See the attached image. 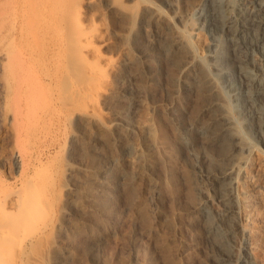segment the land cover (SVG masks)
<instances>
[{
	"label": "rangeland",
	"instance_id": "rangeland-1",
	"mask_svg": "<svg viewBox=\"0 0 264 264\" xmlns=\"http://www.w3.org/2000/svg\"><path fill=\"white\" fill-rule=\"evenodd\" d=\"M81 1L0 0V189L23 195L31 181L53 209L26 264H250L237 226L251 228L254 209L256 218L264 214V176L249 200L237 172L257 173V158L264 167V0H223L231 27L192 31L182 15L199 1L209 15L210 1L85 0L78 16ZM80 24L98 35L80 46L88 61L96 62L97 48L112 57L107 81L90 79L75 56ZM173 35L181 42L169 51ZM58 41L67 43L61 79L58 52L43 70L13 60ZM221 54L219 66L207 63ZM28 71L43 83L40 109L29 105ZM100 86L105 98L80 100L85 87ZM214 101L224 108L202 112ZM214 116H239L241 124L213 141L201 126ZM232 168L231 178L211 185ZM219 221L225 233L215 235Z\"/></svg>",
	"mask_w": 264,
	"mask_h": 264
},
{
	"label": "bare ground",
	"instance_id": "bare-ground-1",
	"mask_svg": "<svg viewBox=\"0 0 264 264\" xmlns=\"http://www.w3.org/2000/svg\"><path fill=\"white\" fill-rule=\"evenodd\" d=\"M85 0H82L79 5V14L81 16L84 13L83 7L85 6ZM87 1V0H86ZM211 2L210 13L207 15L205 13V2L199 1L188 13L182 15V20L184 23V27L189 30L198 29L199 25L201 24H209L213 28H225L228 25L231 27L230 17L221 15L220 12V5L222 4L223 0H205ZM257 4H262V0H253ZM225 2V1H224ZM229 2V1H228ZM39 10L43 11V7H39ZM45 11V10H44ZM222 11V10H221ZM44 13V12H43ZM47 13V12H46ZM223 14V12H222ZM259 12H254V16L257 17ZM223 16V19H222ZM49 17V15H47ZM196 23L194 22V19ZM261 23L264 25V17L261 19ZM28 38H31L34 34V30L32 28H28L26 30ZM93 37H98L97 34L92 33V31L85 25L80 24L76 34L72 39V45L75 49V56L80 58V62L85 66L87 75L90 79L96 80L95 82L100 83L102 80L107 81L108 76L111 74V70L114 66H112L113 60L112 57L106 56L102 54L100 48L96 49L95 55H97L95 61L96 62H89L87 59V54H85L82 50H80V46L92 42ZM264 41V35H263ZM181 39L178 36H171L167 39L166 48L169 51L174 49L179 43ZM66 42L65 41H58L53 43L52 45H48L46 47H40L39 49L31 50L30 52L24 53V55H18L13 60L15 63H21L22 70L27 68L25 64L30 62L32 63H40V68L45 62V58L49 55H54L58 52L56 59L59 58L58 62H56L57 66V79H61L63 76H67L63 71V65L66 50ZM78 51H77V50ZM65 58V59H64ZM210 59V58H209ZM206 60V59H205ZM223 60V55H218L217 57H213L210 61L214 66H219ZM206 63V62H205ZM44 68L42 67L41 70ZM20 69V65H18L14 70H12V76L19 77V74L22 72ZM229 72V70H225ZM27 76L33 77V74L28 71ZM253 79V78H252ZM210 81V79H209ZM254 81V79H253ZM207 82V81H206ZM42 81L38 76H35L31 79L29 83L25 82V85L29 86L28 94H29V105L33 109H40L38 105L39 101V94L41 92L40 88L42 87ZM22 87V84L18 82L17 89L19 90ZM261 89H264V83L261 84ZM214 86L209 87V91H213ZM35 94L38 96L35 98ZM80 100L86 99L90 97L93 103H97L100 97L105 98L107 95V90L103 87H85L82 91L79 92ZM90 100V102H91ZM221 101V100H220ZM220 101L211 102L202 112L206 110L213 111V108L216 107H223L225 102L221 103ZM227 103V102H226ZM230 104V103H229ZM232 104V103H231ZM224 105V106H223ZM234 106V105H233ZM229 107V106H227ZM88 109H92L96 111L94 104L88 105ZM232 110V109H231ZM90 112V111H89ZM240 116V115H239ZM237 118H230L226 116H214L208 121L204 122V125L201 126L203 135H209L213 139V141H225L228 137L227 135L231 134L230 128L234 124H241L240 120L241 117ZM32 123H37V120L31 121ZM236 148H240L241 150H246V147H241L239 144L235 145ZM237 149V150H238ZM15 157V156H14ZM16 163L22 161L23 163V156L18 154L15 157ZM255 167L258 168L257 173H253V171H245L241 172L239 170L237 172V178L243 179L244 185L248 191V198L249 200L252 199L255 193H258L260 190V180L264 176V167L263 163L260 158L254 160ZM22 169L24 167V163L21 165ZM234 174L233 168L227 169L220 173V177L212 178L211 185L216 186V180L231 178ZM253 179V181H249ZM29 182V181H28ZM27 186L26 191L23 195L18 194L14 197L11 196L10 198L6 195L5 191L3 192L0 189V264H26L31 259L29 253V245L34 244L40 237L45 234V231L49 228V223L52 220L53 212L51 210L52 206L51 203H42L35 195H33L32 190L35 189V184L30 181ZM34 186V187H33ZM32 187L33 189H30ZM226 195L222 193L220 197V201H226ZM50 206V207H47ZM232 210L226 209V213H230ZM256 211L253 210L251 213V218H253L251 228L248 227L250 223L240 224L237 226L240 231L244 232L245 239H246V246L244 247V254L250 258V264H264V214L258 219L256 218ZM220 222V223H219ZM215 222L213 225L215 235H219L220 233L224 232L221 228V221ZM227 231V230H226ZM261 233L262 236H258V233ZM45 236V235H44ZM226 260H230L231 257H225Z\"/></svg>",
	"mask_w": 264,
	"mask_h": 264
}]
</instances>
